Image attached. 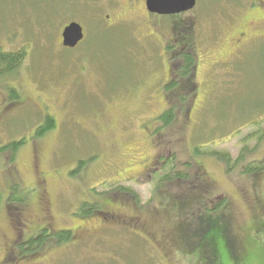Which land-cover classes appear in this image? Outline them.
Segmentation results:
<instances>
[{"label":"rangeland","instance_id":"1","mask_svg":"<svg viewBox=\"0 0 264 264\" xmlns=\"http://www.w3.org/2000/svg\"><path fill=\"white\" fill-rule=\"evenodd\" d=\"M257 6L259 0H198L178 20L152 16L143 2L133 16L126 0H0V50L25 53L16 72L0 78V264L16 250L6 214L10 194L14 187L25 190L24 208L33 206L42 180L54 232L73 233L81 221L96 231L45 244L37 255L20 251L17 264H207L191 254L186 237L194 226L187 219L193 206L186 203L196 206L198 192L187 200L185 181L162 184L160 174L140 184L127 179L157 155L175 159L185 179L202 165L209 197L231 203L234 235L246 238L253 252L262 249L264 229L254 232L264 223V178L256 184L240 168L228 171L217 158L196 152H230L235 159L247 146L254 153L246 163L264 161V40L245 57L226 59L228 65L202 69L208 57L225 51L235 30L256 26ZM173 21L184 22L193 42L185 43ZM71 22L86 33L77 49L62 46V31ZM186 45L201 59L199 92L157 134V119L168 105L163 90L172 78L171 52ZM13 89L21 105H13ZM49 116L56 128L37 137ZM122 189L128 191L114 199ZM110 202L126 208L134 203L142 220L110 216ZM84 203H97L102 213L82 217ZM21 229L19 235L30 236Z\"/></svg>","mask_w":264,"mask_h":264},{"label":"trees","instance_id":"2","mask_svg":"<svg viewBox=\"0 0 264 264\" xmlns=\"http://www.w3.org/2000/svg\"><path fill=\"white\" fill-rule=\"evenodd\" d=\"M184 15V14H183ZM183 15L180 16H170V18L180 19ZM169 18V17H166ZM78 23V22H77ZM80 24V23H79ZM184 22L180 23L172 22V29L177 33L183 34L185 43L190 44V40L194 34H186ZM195 39V38H194ZM193 42V40H192ZM172 50V48H170ZM171 61V77L172 80L164 88V99L168 101L166 110L160 115L157 119L160 123L161 128L157 131V134L166 130L177 118L178 110L182 109L184 106L189 103L190 98L192 101L195 100L196 95L199 92V85L196 82L197 73L200 65V57L195 54L192 48L189 45H186L185 49H182L181 52L172 51ZM25 58V53H5L0 50V78H3L7 75H12L16 70L21 66ZM10 97L13 101V105H21L23 101L21 100L20 93L18 90L13 89L11 91ZM25 101V100H24ZM180 107V108H179ZM189 108V107H188ZM56 128V121L52 116H49L45 119L43 125L37 130V137L42 136L44 133L50 132ZM251 134L247 135L245 143L251 139L253 136ZM154 137H157L154 136ZM263 138V136L261 137ZM24 141L17 142L13 144V150H17L19 146H22ZM197 154L210 155L214 158L220 160L225 164L228 171H233L235 168L241 169V174L244 176H251L254 178L255 183L257 184L261 179L264 178V161L258 162H249L246 163L245 158L247 154L254 153V151L249 150L247 146L243 147L240 151V154L237 158H233L230 152H220L214 151L210 152L197 149ZM175 159H172L165 170V176L160 178V182L168 183L171 181L181 180L185 181L186 187L192 188V190L198 192L196 194L197 199V216L195 217L193 223L194 227L186 235L190 248L193 252L191 254L197 256L200 259L207 262V264H217L218 261H221L224 264H264V241L261 243L262 249L257 248L258 250L252 251V247L249 242L244 238L237 237L234 235V226H235V212H232L231 203L227 202L226 198L217 197L214 198L220 199L216 204L206 205L202 210L200 207V201L209 199L210 190L208 180L205 179L207 176L204 167L201 165L199 168L196 167L195 174L192 179H185L187 175L182 171L177 172ZM84 163L80 164L82 167ZM198 165V164H197ZM189 170H192L194 165L186 164ZM176 169V170H175ZM171 172V173H170ZM185 179V180H184ZM189 179V180H188ZM188 180V181H187ZM193 180L194 182H189ZM10 194V199L8 200L6 207V214L8 219V228L11 233L10 244L16 246V250L9 255L7 259L4 260V264H17L18 252L23 254L33 253L32 255L39 254V250L48 243L62 244L74 239L72 232H54L51 230V223L44 224L42 228L34 233L33 229L39 227L34 220L29 217L32 207L24 208V205L27 201V194L25 190H20L16 187ZM120 190L121 188H116ZM128 190L122 189L120 192H127ZM120 193H114V199H118L117 195ZM193 194V195H195ZM212 198V197H210ZM136 201L139 203V199L136 196ZM188 200V198H186ZM213 200V198H212ZM125 201V200H124ZM226 202V203H223ZM2 203V198L0 196V204ZM115 204V203H114ZM82 217H92L95 214H101L102 210L98 204H89L84 203L80 208ZM225 217L227 220L225 222ZM259 229H255L254 234L258 236L261 231L264 229V223L259 224ZM27 231L30 236L25 237L20 234L19 231ZM50 232L49 233V230ZM262 229V230H261ZM17 234V235H16ZM25 234V233H24ZM201 261V260H200ZM14 262V263H13Z\"/></svg>","mask_w":264,"mask_h":264},{"label":"flooded vegetation","instance_id":"3","mask_svg":"<svg viewBox=\"0 0 264 264\" xmlns=\"http://www.w3.org/2000/svg\"><path fill=\"white\" fill-rule=\"evenodd\" d=\"M146 1L147 0H126V5L128 6L129 9V13L133 14V16H135V12L137 13V6H141L142 2L143 5L145 7V9L147 10V5H146ZM134 2V3H133ZM259 3L261 4V6H257V9L255 10V12H253L252 18L254 20V22L256 23L255 27H250V25H245L243 26V28L241 29H237L235 30V32L233 33V36L231 38V40L229 42L226 43V48L225 51L219 50L217 54V57L214 58H210L208 57L206 62H204L202 69H205L206 71H210V70H215V68H217L218 66H224V65H228L229 63H226V59H230L231 57L235 56V54L237 53H241V55H243L245 57V54H248L249 51H254V49L258 46L259 42L261 40H264V1L263 0H259ZM253 9V8H252ZM148 11V10H147ZM153 16V15H152ZM155 16V15H154ZM180 16V15H178ZM250 29H256V32H250ZM180 34V33H179ZM185 34V33H183ZM182 36V39H184V35ZM86 37V35H85ZM251 42V46L246 47V44ZM255 47L253 50H251V47ZM166 47V46H165ZM185 47L181 46L179 48V50L177 51L178 53L181 52L182 49H185ZM242 50V51H241ZM176 52V51H175ZM212 52V51H211ZM211 52H209V54H211ZM214 53V52H213ZM250 55V54H249ZM243 57V58H244ZM239 58V57H238ZM243 58H239L240 60H243ZM239 60V61H240ZM206 66V68H205ZM200 67V65L198 66ZM171 66L169 65V70H170ZM199 70V69H198ZM197 70V71H198ZM172 80V78H170V81ZM170 81L168 83H170ZM167 83L165 84L164 88L166 87ZM164 92V90H163ZM29 100V99H28ZM37 162H39L40 160V155L37 154ZM171 160L169 159V157L164 158L161 155H157L156 159L154 161H152V163H150V165L147 167L142 168L140 171L138 172H134V175H129V177L127 178L128 180L133 181L134 183L140 184L142 182H146V181H150L153 180V178H156L157 174H160V178L165 176V170L167 168V165L169 164ZM186 166V165H184ZM192 174H189V176H191ZM189 182H192L191 180ZM43 183V187L41 186L40 190H43L39 192L38 190V194H37V198H36V203L34 204V206L32 207V210L30 212L29 217H31L34 222L36 224H38L39 227H36L35 229H33L34 233H37L44 224H49L50 223V218L48 216V211H47V205H46V197H48V191H47V187L45 185L46 181L42 180ZM188 189H192L190 187H187ZM190 191L187 192V194L184 196V198H190ZM192 194V193H191ZM124 197V196H123ZM167 199H170L169 197H167ZM220 199H216V200H212V198L209 197L208 201L207 200H202L200 201V207L203 210L204 207L206 205H212L213 203L216 204V202H218ZM126 201V200H125ZM135 203V199L131 200ZM134 203H131L128 205V207H123V206H117L114 205V203H109L110 208L108 209L109 212L108 214L112 217L115 218H126V220H131V221H141L142 218L140 217V214L137 213V209H136V205ZM186 206H193L190 207V209H192L193 211H191L189 217L187 219H189V221H194L195 217L197 216V205L195 206L193 203H186ZM131 209V210H129ZM130 213V214H129ZM130 215H132L130 217ZM105 221L107 222V220L105 219ZM104 222V221H103ZM105 223V222H104ZM103 223L102 226H104L105 224ZM194 227V226H193ZM51 229V228H50ZM49 230V233L50 232ZM52 230V229H51ZM96 231V228L94 226H92L91 224H89L86 221H81L78 226L76 227V229L74 230L73 233L76 234L77 239H80L82 237H89L91 235H93V233Z\"/></svg>","mask_w":264,"mask_h":264},{"label":"water","instance_id":"4","mask_svg":"<svg viewBox=\"0 0 264 264\" xmlns=\"http://www.w3.org/2000/svg\"><path fill=\"white\" fill-rule=\"evenodd\" d=\"M197 0H147L150 13L160 16H174L192 11ZM83 27L76 22L70 23L62 32V44L67 49H75L84 41Z\"/></svg>","mask_w":264,"mask_h":264}]
</instances>
